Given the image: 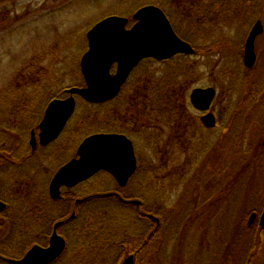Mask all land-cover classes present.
Masks as SVG:
<instances>
[{
    "label": "trees",
    "instance_id": "16d2710c",
    "mask_svg": "<svg viewBox=\"0 0 264 264\" xmlns=\"http://www.w3.org/2000/svg\"><path fill=\"white\" fill-rule=\"evenodd\" d=\"M152 4H156L164 11L175 33L181 39L190 43L194 52L191 55L177 54L161 61H156L151 58L143 59L134 67L120 91L113 99L103 103H90L83 100H81L82 104L80 102L77 103L76 116L73 121L77 125L82 124L85 136L94 133H120L132 141L136 156V170L125 187L117 186L113 177L104 172L112 179L113 186L116 185L115 189H117L116 191L119 192V195L117 197L109 195L108 197H94L93 200L91 199L85 202V223L78 224L79 222H76L70 225V230L64 233L68 241L66 251L51 264H65V258L69 253L73 255L71 257L72 264H82L83 261L85 264H90L83 257L76 255L75 252L78 251L79 247L74 245V247L70 248V237H77L80 233L83 235L86 234L88 237H93L94 233H98L99 227L115 226L111 236L107 239V243L109 244V248H115L116 250V254L113 255L114 257H111L117 264L129 253L128 249L131 247L129 246L131 244L130 241L132 239V241H136L139 236L143 238L149 231H151L149 234L150 249L154 245V250H157L155 249L157 245L162 246L163 244V241H160V237L157 236L158 229H163L165 221L171 217L170 211L175 210L174 206L169 208L165 207L169 193L172 192L173 194L178 191L182 184L186 188L190 185L198 184L201 191L209 188L208 175L210 172L205 171L210 169V167L202 161V156H204L206 150H203V145L200 144V139L204 138L206 132L202 130L197 118L189 117L188 115V92L194 86V83L200 81L202 76L208 74V72L213 73V83L217 87L223 89L225 83L227 84L228 97L234 95L238 84L234 82L236 81L235 79L232 83L233 73L231 71L235 64L216 61L210 64L208 61L210 53H219L225 50L224 46L226 45L229 49H232L234 46L233 41L229 38H220L219 35L221 32H218L216 29L209 31L211 29H205L203 25L207 26L211 24L207 22L212 19L213 14L221 12L227 13L223 17V20L229 30L235 25L238 26L237 29H243L244 26H249L251 21L255 19L256 10L261 6L260 0H154ZM166 7L175 12H168ZM241 16H243L244 21H235V19L239 20V18H242ZM174 17L176 20L178 18V23L185 27L184 32H180L179 26L175 25ZM219 24L221 23L214 24V26H218ZM197 26H202V30L197 32ZM225 35L227 36L226 32ZM200 37L202 38L201 41L199 40ZM41 62V60H38L34 64L36 68L35 70L33 69V73L36 77L31 82V87H33L32 94L26 92L28 91L26 87L20 89L14 83L9 84V88L0 90V128L4 129L9 127L7 124L16 125L17 123V125H20V121L24 120L21 116L31 114L25 111L9 112L11 111L9 107L19 106L18 110H21V107L23 109L25 104H31L34 101L41 104L38 102L39 99H51L49 98L51 97L49 96V91L52 90H47L42 85L46 80L50 81L52 76L50 74L48 76L46 71L43 73L42 67H38ZM201 69H203L202 72ZM53 73L54 76L57 75L56 70ZM57 97L58 95H56ZM250 99L252 102H255L257 95L251 94ZM130 110L133 115L128 113ZM10 113L15 114V116L10 117ZM225 113L230 114L229 109ZM24 127L23 125L20 129ZM166 131H168V134L165 136ZM180 131H182L181 135ZM180 136H183L184 140L183 145L181 144L183 153H186L188 157L185 160L184 167L183 164L182 166H169L168 159L170 157L168 148L172 150L179 149L180 144L178 141ZM193 137H198L199 141L191 145L190 140ZM195 169L203 170V172L194 174L192 171ZM97 175H99V172L93 175V177ZM133 184L140 188V192L133 194L125 192ZM204 184L205 187H202ZM199 193V191L193 189L192 196H195L193 199L201 204V201L204 202L205 200L202 199L204 196L201 197ZM119 197L123 198V200L138 199L142 212L160 218L159 220L161 222L155 227V222L138 212V206L136 207V205L121 202ZM98 201H113L111 202L113 205H107L108 208H103L98 211L93 204ZM213 201L217 203V199L216 201L213 199ZM30 203V199L23 201L24 208L19 211V213L23 214L18 218L16 215H9L10 208L1 212L0 232L7 230L9 224L15 222L16 226H14L13 235L28 236L29 233L25 230L26 226L21 224V217H27L31 220L32 210ZM198 203L197 209L206 208ZM210 206L215 205L211 204ZM123 207L135 211L139 220L144 221V223L140 222L141 225L132 233L127 230V225L123 222L125 216L123 215V211H121ZM166 208L170 210L166 211ZM181 211H184L183 215L185 216L188 209ZM214 214L212 216L210 214L207 216L201 214L198 217V224L200 226L198 227V242L196 241L197 248L207 254L205 263L200 262L199 264H209V259L212 262L214 260L213 264H217L220 258L224 259L220 264H229L230 261L234 263L236 259L235 264H240L241 262L243 264H264V229L260 228L257 224L248 225L246 218L243 219L240 225L241 228L243 227V229L245 228L251 233L250 240L247 239L244 242L246 247L243 249H246V251H241L242 249L240 247L232 249L231 246L235 242L230 243L228 240L230 231L227 216H225L224 212ZM174 215L177 214L175 213ZM181 219L183 220V218ZM112 222L113 224H111ZM118 225L120 228L117 230ZM147 225H153L154 229L147 231ZM185 225L184 222H179L178 235L181 232H189L191 226L185 229ZM240 233H237L238 236H235V238H241ZM205 238L210 239L211 244H206ZM236 241H239V239H236ZM30 243H32V246L33 244H43V240H36L34 237L30 238L24 242L19 252L13 255L9 253L11 244H0L2 246L0 248V260L3 261V264H10L5 259L19 258V256H22L20 254H22L21 252H23L24 246L25 249L29 248L27 246ZM221 247L225 248V251L222 252L223 257L219 255L220 249H222ZM135 251L140 258L143 257L141 247ZM195 256H198V251L195 253ZM134 263L137 264L136 260Z\"/></svg>",
    "mask_w": 264,
    "mask_h": 264
},
{
    "label": "rangeland",
    "instance_id": "374dc122",
    "mask_svg": "<svg viewBox=\"0 0 264 264\" xmlns=\"http://www.w3.org/2000/svg\"><path fill=\"white\" fill-rule=\"evenodd\" d=\"M153 1L0 0V90H5L9 88V84L14 83L20 89L26 87V90H28L26 92L28 94L29 92L31 93L33 90L31 82L36 77L33 73V69L35 70L36 68L34 64L38 60L42 61L38 66L42 67V72L45 73L46 71L48 76L49 74L52 76L50 81L46 80L42 85L45 89L52 90L50 95L58 94L59 96V94H62L63 89L67 90L69 87L83 86L84 82L79 69V62L82 54L87 49L86 32L90 27L109 15L126 17L129 19L128 24H126L129 27L132 24V14L138 8L152 4ZM260 4L261 6L256 10L255 18L261 19L264 25V0H260ZM166 10L172 13L175 12L167 7ZM178 22L179 19L177 18L176 20L174 17L175 25L179 26L180 32H184L185 27ZM249 26L240 30H234L233 28L226 31V33L233 42L241 43L249 30ZM201 39L200 37L199 40L201 41ZM255 44L260 50L264 47V32L257 37ZM238 46V48L242 47L240 44ZM259 64L258 69L250 71H246L241 63H236L233 66L231 71L233 73L232 83L235 79L236 81L234 82L238 84L233 96H227V84L225 82L223 89L218 88L210 111H217L223 124L229 122L230 138L227 140L222 133L212 134L206 131V134H204L207 150L202 156V161L205 164L212 165L214 168V170H209V188L201 191L198 184L190 185L187 188L182 184L178 191L173 194L172 192L169 193L165 207L174 206L175 210L170 211L171 217L165 221L163 229H158L157 236L160 237L159 240L163 241V244L162 246L157 245V248H155L157 250H154V245H152L150 257L148 259L147 256L143 264L205 263L207 254L197 248L198 227L200 226L198 217L201 214L206 216L210 214L212 216L214 213L224 212L229 220L230 233L228 240L230 243L235 242L231 246L232 249L240 247L241 251H246V249H243L246 247L244 242L247 239L250 240L251 233L245 228H241V222L245 218L248 220L251 211L260 212L264 202V161L261 162L263 155L259 154V148L255 150L257 144H259V138L264 136V131L262 130L264 128L262 126L264 124V97H262L264 93L260 96L262 99L258 98L255 93L256 91L257 93L264 92V54H262ZM53 70L57 71V75L54 76ZM210 83L209 76L204 74L202 79L194 83V85L203 86ZM251 94L257 95L255 102L251 101ZM44 101L42 99L41 104H44ZM79 102L82 104L80 99L77 100V103ZM35 103L36 101L31 104ZM227 109H229L230 114L225 113ZM187 112L193 117L198 114L192 107ZM128 113L132 114V111L130 110ZM72 123H74L73 120ZM72 126L74 127V125ZM1 129L4 130L3 128ZM167 134L168 131L164 135L166 136ZM1 137L4 136L0 135ZM241 138H245L243 144L245 156L236 154L234 149L236 146L234 143H238ZM220 139L222 140L220 141ZM6 140L10 141V138L6 137ZM228 147L230 151L227 150ZM168 153L170 157L168 159L169 166H181L183 164L184 167L185 160L188 157L186 153H181L179 149L172 150L170 148H168ZM244 167L246 168L245 170H243ZM198 171L195 169L192 172L196 174ZM44 177L49 180L48 175ZM86 185L87 192L104 193L107 190L113 191L116 188V185L113 186L110 176L104 172H99V175L88 180ZM202 187H205V184ZM139 189L133 184L125 192L133 194L140 192ZM193 189L199 191L201 197L204 196L202 198L205 200L204 202L201 201L200 204V202L198 203L197 200L193 199L195 197L192 196ZM201 189L203 190V188ZM208 197L210 198L209 200ZM213 199L215 201L217 199V203H214ZM111 202L113 201H98L93 204L95 209L100 211L103 208L106 209L108 206H112L113 203ZM197 203L208 210L197 209ZM211 204L215 206H210ZM23 205V201L14 203L10 207L9 215L20 217L23 213H19V211L24 208ZM167 208L166 211L170 210ZM184 209H188L185 216L183 215L184 211H181ZM121 211L125 215L123 222L127 225V230L130 233L141 225L140 222L144 223V221L139 220L137 213L130 208L123 207ZM175 213L177 215H174ZM21 219V224L26 226L25 230L29 233L28 236L13 235V229L16 226L15 222L9 224L7 230L0 232V244H11L9 253L12 255L19 252L25 241L33 238L34 224L27 217H21ZM180 221L186 224L185 229L191 226L189 232H181L178 235ZM153 225H147V231L154 229ZM49 226L51 227V225ZM110 227H99L98 233H94L93 237H88L86 234L83 235L81 233L77 237H70V248L74 247V245L79 247L78 251L75 252L76 255L83 257L90 264H117L111 257L116 254V250L115 248H109L107 243V239L111 236L115 226ZM119 228L118 225L117 230ZM237 233H240L241 238H235V236H238ZM205 239L206 244H211L210 239ZM236 239H239V241H236ZM31 244L26 246L30 247ZM221 248L220 256L225 251L224 247ZM23 249L20 255H23L28 248L25 249L24 246ZM131 249L132 247L128 250ZM197 251L198 256H195ZM71 257L73 255L69 253L65 258V264H72ZM223 260V258H220L217 264H220ZM208 261H210L209 264L214 262L211 259ZM236 261L237 259L234 260V263L230 261L229 264H235ZM2 262L0 260V264H3ZM82 264H85V262L83 261ZM240 264L243 263L241 262Z\"/></svg>",
    "mask_w": 264,
    "mask_h": 264
},
{
    "label": "water",
    "instance_id": "95a60500",
    "mask_svg": "<svg viewBox=\"0 0 264 264\" xmlns=\"http://www.w3.org/2000/svg\"><path fill=\"white\" fill-rule=\"evenodd\" d=\"M134 23L127 28L128 19L109 15L96 22L87 32V50L79 62L83 86L67 88L68 97L53 99L48 103L43 119L39 124V143L54 139L75 109V96L90 103H103L113 99L120 91L130 72L146 58L165 60L176 54H191L192 46L178 37L165 13L156 5H144L133 14ZM260 21L252 26L245 44L244 64L248 67L254 62L253 42L263 31ZM115 65L114 72H111ZM215 96L212 87H196L189 94V102L196 110L206 112L201 121L206 127L215 124L212 113L207 112ZM34 145V140H31ZM131 140L120 133H94L82 140L77 157L62 165L50 181L51 196L56 199L59 188L73 186L99 171L110 174L119 186H124L136 170V156ZM108 196L110 194H104ZM127 204L139 205L137 199L123 200ZM5 204L0 201V211ZM151 219L158 220L152 215ZM251 214L249 224L254 219ZM258 223L264 229V206ZM54 231L46 246L34 244L22 257L9 259L10 264H50L58 258L65 247L64 239ZM156 225V227H157ZM132 256L126 257L122 264H130Z\"/></svg>",
    "mask_w": 264,
    "mask_h": 264
},
{
    "label": "flooded vegetation",
    "instance_id": "af4514ba",
    "mask_svg": "<svg viewBox=\"0 0 264 264\" xmlns=\"http://www.w3.org/2000/svg\"><path fill=\"white\" fill-rule=\"evenodd\" d=\"M226 14L227 13H221V12H218L217 14H213L212 19L207 22L211 24H208L207 26L206 25H203V26L205 27V29H208V30L211 29L209 31H214V29H216L218 30V32H221V34L219 35L220 38H223V39L229 38L231 40L230 36L225 35V32L229 30L228 26L224 24L225 21L223 20V17L226 16ZM241 17L242 18H239V20L235 19V21H239V22L244 21L243 16ZM258 20L259 18H255L251 21L249 30L246 33L245 38L241 41V43H238V42L236 43L235 41L233 42L234 46L232 49H229V47L226 45L224 46L225 50L219 53H214V52L210 53L208 57V61L210 62V64L214 63V61L220 62V63L225 62L227 64L241 63L242 67L246 71L258 69V67L260 66L259 63L262 59V54H264V47H262L260 50L257 48L255 44L257 37L264 32V25L261 19L260 21L263 26L262 28L263 31L260 34H258L255 37V39H253L254 42H253L252 50L254 53V62L252 66L248 67L244 64V61H243L244 55H245V44H246L247 37L249 35V32L252 26ZM218 23H221V24H219L218 26H214V24H218ZM237 27L238 26L235 25L232 27V29L234 28V30H236ZM196 28H197L196 29L197 32L199 30H202V26H197ZM238 44H240L242 47L238 48L239 47ZM191 54H193V52ZM207 75L209 76L211 80L210 84L203 85V86L194 85L189 90L188 97H187L189 106L187 107V110H189V108L192 107V105L189 102V94L191 93V90L193 88H196V87L214 88L215 96L207 112H210L213 114L215 125L213 127H206L205 125H203L201 121V117L206 112L204 113V112L198 111L194 107H192L198 113L194 115V117L198 119V122L204 132L207 131L212 134L222 133L223 135L226 136V139L229 140L230 138L229 122L228 123L226 122L223 124L222 121L220 120L221 116L218 114V112L210 111V108L213 102L215 101L217 90L219 87H217L216 84L213 83L214 82L213 73L208 72ZM255 93L258 95V98H260V96H262L264 92L257 93L256 91ZM49 96H51V99H47V100L45 99V101L47 102H45L44 104H38L37 102L35 104H25L23 109L20 106L21 110H18L19 106L9 107V109H11V111L9 112L25 111L26 113L30 112L31 114L21 116L24 119L23 121H20L21 126L17 125L16 123V125L7 124L9 127L4 128V130L0 128L1 130L0 135L4 136L0 138V201L5 204L4 206L5 208L2 209L0 213L10 208V206H12L14 203H17L18 201H28L30 199L31 201L30 208L32 210L30 221L34 224L33 225L34 232L32 236L36 240H43V244H38V245L46 246L48 245L50 236L52 235L54 231V226H55L54 224L60 223L56 227V233L60 235L65 241V244H64L65 247L63 251L64 253L66 251L67 244H68L67 237L66 235H64V233L67 230L68 231L70 230L69 227L73 223L79 222L78 224H83L86 221V217H85L86 203L85 202L91 199L93 200L94 197H108V196H104V194H110L109 196L117 197V195H119L118 194L119 192L116 191L117 189H114L113 191L108 190V191H105L104 193L87 192L86 184L88 180L92 179L93 176H91L90 178L84 181H81L73 186L60 187L58 198L54 199L51 196L49 185H50V181L52 177L62 165H64L69 160L77 157L78 146L80 145L82 140L86 138V136L84 134V127H82L81 123L79 125H77L75 121L74 123H72V120H74L75 115H76V107H77V96H75V102H76L75 109L72 112V114L69 116L64 126L58 132V135L54 139L48 141L47 143H44V144L39 143L40 142L39 124L44 117L48 103L53 99H56V100L65 99L66 97H68V93L66 92V89H63L62 94L59 95L57 98H56V95H49ZM262 97H264V95ZM262 97L260 99H262ZM41 101L42 100L39 99L38 102L41 103ZM1 111H5V110H1ZM188 115L189 117L191 116L189 113ZM9 116L12 117V116H15V114L10 113ZM23 125L25 127L23 129H20ZM72 125H74V127ZM262 126H264V124H262ZM262 130L264 131V128ZM181 134H182V131H180V135ZM6 137H9L10 141L6 140ZM179 138H180L178 141L180 144L179 150L181 153H183V150H182L183 147H181V144L183 145V141H184L183 136H180ZM32 139L34 140V145H32L31 143ZM259 139H260V141L258 142L259 144H257L255 150L259 148V151H260L259 154L263 155V158L261 161L263 162L264 161V136H261V138ZM221 140L222 139H220V141ZM198 141H199L198 137H193L190 140V144L194 145L198 143ZM244 142H245V138H241L238 143H234L237 146V147L236 146L234 147L236 154L240 156L242 155L245 156V147L243 146ZM200 144L203 145V150H207V143L206 141H204V138L200 139ZM227 150L230 151V148L228 147ZM208 166H210V169L206 170L205 172H209V170H214L212 165L209 164ZM245 169L246 168L244 167L243 170ZM198 170H199L198 172H203V170H200V169ZM46 175H48L49 180L45 179L44 176ZM127 183L121 187H125ZM116 185L119 186L117 183ZM263 206H264V202H263ZM263 206H262V209H263ZM136 207L139 213H142L143 216L150 219L148 217L149 213L142 212L141 204L136 205ZM261 211L260 212H256L255 210L251 211V214L254 213L255 217L250 224L252 225L257 224L260 227L258 223V219H259V214L261 213ZM250 216L248 217V220H247L248 225H249ZM159 219L160 218L157 219L158 223L161 222ZM49 225H51V227ZM150 232L151 231H149L148 234L144 236L143 238L139 236L138 239H136V241H132L133 240L132 239L130 241L131 244H129V246H131L132 249L130 251L128 250L129 253H127L118 263L122 264L123 260L130 255L132 256V261L130 264H133L135 260L137 264H143L147 256L149 259L150 250H151L150 245H149ZM139 247L142 248V252H143L142 258H140L136 254V251H135ZM0 248H2V246H0Z\"/></svg>",
    "mask_w": 264,
    "mask_h": 264
}]
</instances>
